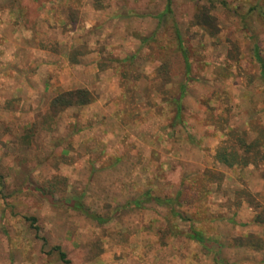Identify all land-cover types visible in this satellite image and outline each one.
Returning <instances> with one entry per match:
<instances>
[{
    "label": "rangeland",
    "instance_id": "rangeland-1",
    "mask_svg": "<svg viewBox=\"0 0 264 264\" xmlns=\"http://www.w3.org/2000/svg\"><path fill=\"white\" fill-rule=\"evenodd\" d=\"M96 3L0 0V264H63L56 247L71 264H215L191 226L228 263L264 264V0H170L162 21L167 0ZM77 89L92 103L50 114ZM240 141L259 158L219 161ZM148 191L170 202L125 206ZM78 194L109 223L62 203Z\"/></svg>",
    "mask_w": 264,
    "mask_h": 264
},
{
    "label": "trees",
    "instance_id": "trees-1",
    "mask_svg": "<svg viewBox=\"0 0 264 264\" xmlns=\"http://www.w3.org/2000/svg\"><path fill=\"white\" fill-rule=\"evenodd\" d=\"M95 1L98 2L96 3L97 4L96 6L98 9H100L101 8L100 0H95ZM170 14H171L170 0H167L164 10L157 16V19L158 21H162L165 17H167ZM173 39H174V52L179 56L183 70L182 73L183 82L178 86L179 96L173 100L176 106L175 121H180L181 99L185 93V88H186L185 83L187 82V78L190 75L191 67H190L187 49L183 43L181 32L179 31L176 24L173 25ZM253 56L259 68L260 79L264 84V59L260 55L257 45L254 46ZM163 76H166V71L164 70V66H163ZM92 101L93 98L87 90L77 89L73 91H68L57 95L51 100L49 105V111L50 114L51 113L57 114L66 109L89 105L90 103H92ZM240 145L244 148L242 157L238 158L235 155L236 153L234 152L228 154L222 153L219 155V161H221L223 164H226V166L228 167H232L233 165L239 164L240 162L242 163L244 162V164L251 163L250 158L251 160H255V159L257 160V158H259L258 156L259 151L257 149L258 144H254V143L245 144L243 141H240ZM251 151L252 153H250ZM39 192L43 196L44 195L52 196L53 194L52 191L46 192L45 190L44 191L39 190ZM81 200H82V195L78 194V196H73V197H69L68 199H64L62 203L67 207H69L70 209L77 211L82 215L88 216L98 224L102 225L109 223L111 217H105L101 214L91 211L82 204ZM145 200L149 202H154L157 205H164L170 202L169 199L166 198L161 199L158 196L152 195V193L148 191L144 193L139 200H135L130 203H127V205L125 206L138 207ZM186 236L191 240H193L194 242H196L197 244L201 245L206 250L211 251L215 264H230L221 257L219 250H215L213 247L207 244V239L202 235V232L196 230L191 226L190 230L186 233ZM54 250L58 252L59 259L60 261H62L63 264H71L69 259H67L66 254L62 252L58 247H56Z\"/></svg>",
    "mask_w": 264,
    "mask_h": 264
}]
</instances>
